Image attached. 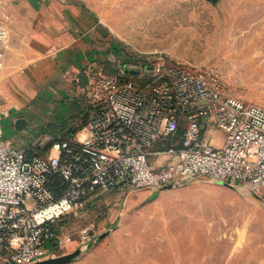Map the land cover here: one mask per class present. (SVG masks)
Wrapping results in <instances>:
<instances>
[{"label": "built area", "instance_id": "2783aa9c", "mask_svg": "<svg viewBox=\"0 0 264 264\" xmlns=\"http://www.w3.org/2000/svg\"><path fill=\"white\" fill-rule=\"evenodd\" d=\"M7 39L0 23V74ZM109 60L119 73L87 66L75 80L87 126L82 139L61 136L47 155L27 156L0 126V264L47 257L70 239L56 234L59 220L102 193L208 177L264 203V107L162 56L136 54L125 66ZM4 113L0 107V121Z\"/></svg>", "mask_w": 264, "mask_h": 264}, {"label": "rangeland", "instance_id": "374dc122", "mask_svg": "<svg viewBox=\"0 0 264 264\" xmlns=\"http://www.w3.org/2000/svg\"><path fill=\"white\" fill-rule=\"evenodd\" d=\"M8 1L0 0L7 28ZM77 1L132 55L201 70L235 97L264 107V0ZM35 107L19 130L1 120L3 137L31 147L43 127L62 116L54 101ZM55 230L70 240L52 245L44 259L81 249L64 264H264V203L242 186L208 177L164 190L134 189L118 199L98 195L62 217Z\"/></svg>", "mask_w": 264, "mask_h": 264}, {"label": "crops", "instance_id": "0c3cea01", "mask_svg": "<svg viewBox=\"0 0 264 264\" xmlns=\"http://www.w3.org/2000/svg\"><path fill=\"white\" fill-rule=\"evenodd\" d=\"M8 5L13 13L7 16L12 27H6L8 39L0 74V107L5 111L1 120L19 130L35 105L46 107L54 101V111L62 116L43 127L41 138L36 139L44 140L42 146L22 145L16 136L6 138L27 148V156L47 155L61 136L82 139L87 134L86 120L79 116L84 103L75 82L85 68L100 66L119 73L120 68L109 57L113 55L125 66L135 56L112 38L111 31L89 12L87 5L85 8L77 0H10ZM26 9L28 14L23 13ZM20 24L23 29L16 30L15 25ZM121 194L114 191L99 196L118 199Z\"/></svg>", "mask_w": 264, "mask_h": 264}, {"label": "water", "instance_id": "95a60500", "mask_svg": "<svg viewBox=\"0 0 264 264\" xmlns=\"http://www.w3.org/2000/svg\"><path fill=\"white\" fill-rule=\"evenodd\" d=\"M220 183H222V182H220ZM223 184H225V183H223ZM167 188H171V187L167 186V187H164L163 189H167ZM88 246H89V243L87 244V247ZM80 251H81V249H76L75 251H73L71 253H67L64 255L56 256V257H49V258L42 259V260H39V261L31 263V264H64V263L72 261L77 255H79Z\"/></svg>", "mask_w": 264, "mask_h": 264}, {"label": "trees", "instance_id": "16d2710c", "mask_svg": "<svg viewBox=\"0 0 264 264\" xmlns=\"http://www.w3.org/2000/svg\"><path fill=\"white\" fill-rule=\"evenodd\" d=\"M130 56V55H129ZM133 56H135V55H133Z\"/></svg>", "mask_w": 264, "mask_h": 264}]
</instances>
